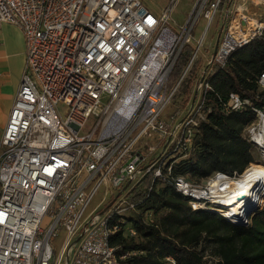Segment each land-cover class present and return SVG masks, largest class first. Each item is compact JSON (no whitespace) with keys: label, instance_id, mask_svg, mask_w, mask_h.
<instances>
[{"label":"built area","instance_id":"obj_1","mask_svg":"<svg viewBox=\"0 0 264 264\" xmlns=\"http://www.w3.org/2000/svg\"><path fill=\"white\" fill-rule=\"evenodd\" d=\"M260 1L262 9H243V0H195L179 24L173 16L180 0H170L158 14L141 0H0V27L19 28L26 47L1 140L0 264H135L146 252L114 242L138 239L140 218L155 225L144 206L159 182L194 210L203 202L225 216L223 202H198L199 188L173 172L197 150L196 138L213 111L214 77L264 37ZM218 16L224 18L218 42L196 70L190 99L167 118ZM202 20L206 26L196 41ZM187 48L188 64L171 84ZM258 84L264 89V74ZM218 103L226 115L251 108L264 121V113L237 93L218 96ZM91 119L94 128L85 132ZM146 189V197L135 201ZM61 231L66 239L56 253L53 241Z\"/></svg>","mask_w":264,"mask_h":264},{"label":"trees","instance_id":"obj_2","mask_svg":"<svg viewBox=\"0 0 264 264\" xmlns=\"http://www.w3.org/2000/svg\"><path fill=\"white\" fill-rule=\"evenodd\" d=\"M191 53V48L183 52L171 77V84L180 79ZM263 74L264 37L236 53L227 69L214 77V91L211 93L213 111L209 122L202 125L196 138V145L201 150L200 159L193 165L185 163V160L186 167H180L179 171L175 167V179L189 173L192 177L204 179L217 174L241 177L248 168L257 166L252 153L253 144L242 136L246 127L257 123V113L250 108L242 113L226 115L219 108L218 96L227 98L231 93H237L250 100L254 109L264 113V89L258 84ZM184 86L185 82L181 89ZM192 87L193 82L182 91L184 106L191 97ZM147 193V189L139 192L135 201L146 197ZM153 196H157L160 202L154 201ZM188 201L173 187L159 182L146 200L144 209L160 212L165 228L161 230L156 225H147L140 218L135 224L138 239L118 238L114 243L125 245L126 249L145 251L146 254L135 264H171L168 258L176 264H264V209L254 215L251 225L237 227L217 213L193 211ZM221 231L227 234L222 235ZM204 233L216 239L217 256L214 262L205 261L197 251Z\"/></svg>","mask_w":264,"mask_h":264},{"label":"rangeland","instance_id":"obj_3","mask_svg":"<svg viewBox=\"0 0 264 264\" xmlns=\"http://www.w3.org/2000/svg\"><path fill=\"white\" fill-rule=\"evenodd\" d=\"M141 1L144 3V5L149 10L158 14L162 11V9H164L168 5L170 0H141ZM194 1L195 0H180V2L178 3V5L175 9L174 16H173V18L175 19L176 22H178L179 24L185 23L186 18L192 9V5H193ZM223 21H224L223 16H218L216 21L211 26L209 33L207 35V38H206V47L200 52V58L198 61V65L195 68V70H193V72L185 79L184 88L181 89L180 93L175 97L174 101L172 102V104L167 109V112H166L167 118L172 117L177 111L182 110L184 108L183 100L185 99V97H184L182 91L184 92L185 87H189V85L192 82L194 85L195 79H196V70L198 69V66L202 64V61H204L205 56H206V50L209 48V46L212 49L216 46L218 39H219V35L221 33V30H222ZM205 26H206V22L204 20L199 22L196 41H197V39H199L201 37V33H202ZM196 41L194 43H196ZM104 103H106V102L104 101ZM211 106H213V105H211ZM261 123H262V121L258 117L257 123H255L249 127H246L242 132V136L244 137V139L248 140L250 143L253 144L252 153H253L256 165H258V166H264V149L259 147L257 144H255L252 141L251 131L253 129H255V133H258ZM93 128H94V120L91 119L84 131L90 132ZM196 149H197L196 152L193 154V156H191L190 159L189 158L183 159V160L180 159L178 161V163L175 166L178 168L177 171H179L180 167H182V166H183V168L186 167V166H184L185 163L189 162L190 164L192 163V165H193L196 161H199L198 159H200L199 157H200L201 150L199 149V147L197 145H196ZM185 160L187 162L184 163ZM181 177L186 179L189 183H191L194 187H197V188L207 187L210 184V182L212 181V179L215 178V177H212L209 179H204V178H199V177H192L191 173H189L186 176H181ZM239 179H240V177L237 178V180H239ZM147 184H148V182L143 185V188H145L147 186ZM161 187H164V186H161ZM103 194H104V190H102L95 197L93 203L91 204L90 208L87 211V215L91 214L98 207L101 199L103 198ZM153 199L156 202H160V200H158L157 196H153ZM188 203H189V206H191L190 201H188ZM263 205H264V197H263V200L261 201V204L258 207L259 210L257 209L256 212L252 213L250 218L248 219L249 225H251V221H252V218L254 217V215H256L259 211H262L264 209ZM199 206L200 207L198 210H194V208L192 206H191V208L193 211H199V210H201V208L204 207L203 204H200ZM208 209H213L216 212H214L213 210H208ZM208 209L203 208L202 211L206 210V211L211 212V213L214 212V213H217L218 215L220 214L217 209L210 208V207H208ZM145 211H146V217H145L146 219L152 220L154 222V224L156 226H158L161 230H163L165 228V225L163 223V217L161 216L160 212H157L155 209H152V210L147 209ZM224 215H225V212H224ZM223 218L225 219V217H223ZM221 234L226 235L227 233H225V231L224 232L221 231ZM65 239H66V233H65V231H61L59 233V237L53 241V247H54L56 253H59V251L61 250V247H62ZM201 239L202 240L199 244V247L197 248V251L202 255V257L205 261H209V262L216 261L217 243L215 242V240H216L215 237H213V236L210 237L208 234L204 233Z\"/></svg>","mask_w":264,"mask_h":264},{"label":"bare ground","instance_id":"obj_4","mask_svg":"<svg viewBox=\"0 0 264 264\" xmlns=\"http://www.w3.org/2000/svg\"><path fill=\"white\" fill-rule=\"evenodd\" d=\"M249 5L262 9L260 0H243L241 7L244 9ZM251 135L264 149L263 120L259 132ZM207 187L208 189L199 188L195 193V199L198 201L211 197L210 199L217 202L216 204L223 202L224 206L222 203L220 206L228 209L224 211L225 218L239 225L243 220H248L251 213L259 210L258 207L264 197V166L257 165L248 168L239 180H230L226 177L214 178ZM200 204L203 202H199Z\"/></svg>","mask_w":264,"mask_h":264},{"label":"crops","instance_id":"obj_5","mask_svg":"<svg viewBox=\"0 0 264 264\" xmlns=\"http://www.w3.org/2000/svg\"><path fill=\"white\" fill-rule=\"evenodd\" d=\"M26 63L23 33L17 27H0V156L1 140L20 88Z\"/></svg>","mask_w":264,"mask_h":264},{"label":"water","instance_id":"obj_6","mask_svg":"<svg viewBox=\"0 0 264 264\" xmlns=\"http://www.w3.org/2000/svg\"><path fill=\"white\" fill-rule=\"evenodd\" d=\"M256 212V211H255ZM254 213V212H253ZM252 214V213H251ZM251 214H250V216H251ZM225 217V216H224ZM250 218V217H249ZM225 220L226 221H228L226 218H225ZM228 222H230V221H228ZM231 224H233L234 226H237V227H248V225H249V222H248V220L246 219V220H243L239 225L238 224H234V223H232V222H230Z\"/></svg>","mask_w":264,"mask_h":264}]
</instances>
